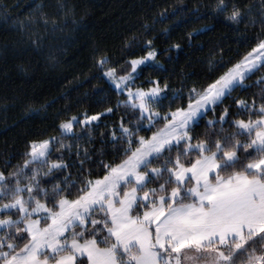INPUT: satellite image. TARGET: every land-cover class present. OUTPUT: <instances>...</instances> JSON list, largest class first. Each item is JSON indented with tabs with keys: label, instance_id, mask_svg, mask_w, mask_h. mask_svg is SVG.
<instances>
[{
	"label": "snow or ice",
	"instance_id": "1",
	"mask_svg": "<svg viewBox=\"0 0 264 264\" xmlns=\"http://www.w3.org/2000/svg\"><path fill=\"white\" fill-rule=\"evenodd\" d=\"M56 9L63 22L37 7L19 30L63 32L72 9L64 0ZM214 11L260 34L237 61L224 63L221 49L206 87L170 96L155 40L133 35L119 61L94 60L121 97L115 105L69 109L55 135L38 133L19 156L4 154L0 264H264V0H215Z\"/></svg>",
	"mask_w": 264,
	"mask_h": 264
},
{
	"label": "trees",
	"instance_id": "2",
	"mask_svg": "<svg viewBox=\"0 0 264 264\" xmlns=\"http://www.w3.org/2000/svg\"><path fill=\"white\" fill-rule=\"evenodd\" d=\"M64 2L72 9L68 26L52 36L35 25L24 33L19 24L35 17L37 7L59 15L63 22V12L56 9L58 0H0V160L5 153L19 156L26 140L38 133L55 135L50 129L69 109L71 114L96 113L103 111L102 100L115 105L121 97L112 94L113 88L102 79L94 60L104 54L113 63L119 61L125 40L133 35L140 41L155 40L164 65L158 70L159 78L172 87L170 96L186 97L189 89L199 90L210 82L221 61V49L224 63L237 61L260 34L258 26L252 29L241 24L237 30L225 18L227 14L215 13V0ZM30 37L32 41L39 38L42 47L36 48ZM173 44L180 45L178 51H164ZM134 51L139 53V46ZM255 79L258 77L247 83L251 85ZM252 91L258 93L259 88ZM235 95L248 98L250 93ZM124 111L119 108L114 119L105 121L109 128ZM135 125L132 120L130 126ZM78 147L98 148V144L81 142Z\"/></svg>",
	"mask_w": 264,
	"mask_h": 264
},
{
	"label": "rangeland",
	"instance_id": "3",
	"mask_svg": "<svg viewBox=\"0 0 264 264\" xmlns=\"http://www.w3.org/2000/svg\"><path fill=\"white\" fill-rule=\"evenodd\" d=\"M109 84V83H108ZM111 87H112V85L111 84H109Z\"/></svg>",
	"mask_w": 264,
	"mask_h": 264
}]
</instances>
